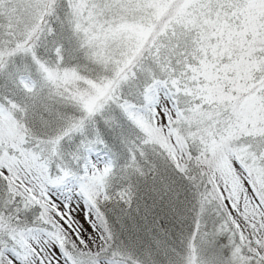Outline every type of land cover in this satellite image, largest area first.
<instances>
[{
  "label": "snow or ice",
  "instance_id": "obj_1",
  "mask_svg": "<svg viewBox=\"0 0 264 264\" xmlns=\"http://www.w3.org/2000/svg\"><path fill=\"white\" fill-rule=\"evenodd\" d=\"M0 264H264V0H0Z\"/></svg>",
  "mask_w": 264,
  "mask_h": 264
}]
</instances>
